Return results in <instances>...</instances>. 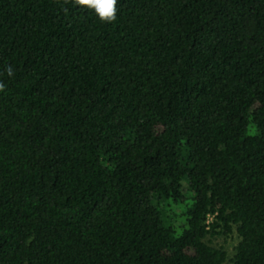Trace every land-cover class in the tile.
Wrapping results in <instances>:
<instances>
[{"label": "trees", "instance_id": "trees-1", "mask_svg": "<svg viewBox=\"0 0 264 264\" xmlns=\"http://www.w3.org/2000/svg\"><path fill=\"white\" fill-rule=\"evenodd\" d=\"M117 7L0 0V264H264V0Z\"/></svg>", "mask_w": 264, "mask_h": 264}, {"label": "clouds", "instance_id": "clouds-1", "mask_svg": "<svg viewBox=\"0 0 264 264\" xmlns=\"http://www.w3.org/2000/svg\"><path fill=\"white\" fill-rule=\"evenodd\" d=\"M118 0H74V4L92 9L99 19L105 23H113L117 18ZM11 74V69L8 70ZM0 85V89H2Z\"/></svg>", "mask_w": 264, "mask_h": 264}, {"label": "rangeland", "instance_id": "rangeland-1", "mask_svg": "<svg viewBox=\"0 0 264 264\" xmlns=\"http://www.w3.org/2000/svg\"><path fill=\"white\" fill-rule=\"evenodd\" d=\"M238 243V238L236 235H232L231 237H219L214 240L213 244L217 246H223L228 254H229V259L233 256L234 254V249ZM226 264H231L230 261H228Z\"/></svg>", "mask_w": 264, "mask_h": 264}]
</instances>
